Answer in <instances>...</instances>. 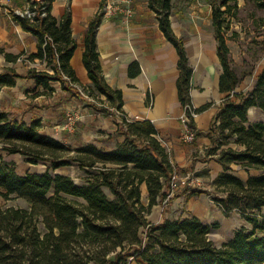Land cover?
Listing matches in <instances>:
<instances>
[{
  "label": "trees",
  "instance_id": "16d2710c",
  "mask_svg": "<svg viewBox=\"0 0 264 264\" xmlns=\"http://www.w3.org/2000/svg\"><path fill=\"white\" fill-rule=\"evenodd\" d=\"M20 1V3H19ZM54 0H18L35 13L31 17L9 9L11 19L37 38V50L24 59L38 60L45 69L29 68L27 74L11 67L0 72V90L15 84L17 77L34 78L41 90H54L51 81L59 80L70 94L80 96L73 86H82L70 65L76 43L71 34V11L66 8L58 18L51 14ZM262 11L264 0H244ZM217 56L222 66L219 89L225 93L219 109L205 133L211 142L206 153L215 156L222 171L211 181L210 190L194 188L190 194H210L229 216L237 212L251 228L241 227L231 239L216 245L209 233L218 222L204 223L195 216L153 223L147 216L154 204L165 198L174 165L169 152L156 137L157 130L149 120H128L122 111V93L105 80L98 59L96 28L101 11L91 18L84 36L82 63L91 84L84 94L98 97L110 113L114 107L122 114L117 134L123 136L114 149L105 151L93 143L71 147L39 132L41 123L14 119L0 106V145L9 154H21L33 164L46 162L42 172L18 173L12 162L0 155V195L26 200L28 207L0 206V264H127L133 256L137 264H264V222L258 212L264 208V122L249 121L252 106L264 111V67L252 89L236 91L243 76L232 66L230 50L221 31L224 15L236 10L238 0H209ZM104 0H101L102 7ZM164 36L178 54V98L196 113L207 109L206 102L193 107L190 98L192 66L182 37L173 32L170 15L172 0H147ZM43 12L45 14H43ZM5 59L15 62L25 55L0 49ZM50 70V71H49ZM137 64L129 74L138 72ZM103 97V98H101ZM189 115V113H188ZM189 124L194 126L189 115ZM236 147H231L230 143ZM238 165L246 172L241 178L232 168ZM76 165L84 172L82 183L67 174L53 173L62 167ZM147 190V204L141 200V187ZM213 193H212V191ZM42 223L41 232L38 224Z\"/></svg>",
  "mask_w": 264,
  "mask_h": 264
},
{
  "label": "crops",
  "instance_id": "0c3cea01",
  "mask_svg": "<svg viewBox=\"0 0 264 264\" xmlns=\"http://www.w3.org/2000/svg\"><path fill=\"white\" fill-rule=\"evenodd\" d=\"M112 1L119 2L123 7H130L131 13L126 15L119 12L103 16L96 28L95 37L104 78L111 87L121 90L122 111L126 119L152 122L157 130L156 137L169 152L176 173L178 171L179 174L185 175L193 172L211 182L222 171V165L215 156L206 153L211 142L203 132L209 129L225 96L219 89L222 66L217 56L211 6L199 1L192 4L195 7L193 10L176 14L172 12L170 15L172 30L176 36L183 38L192 66L190 79L192 106L199 107L206 102L212 103L193 117L196 134L194 141L188 143L180 138L185 131V124L181 120L183 106L176 87L179 69L175 47L164 36L157 15L149 8L147 0ZM100 3L101 0H54L51 8V14L58 18L66 8H70L71 34L76 43L70 65L80 84L85 88L91 81L82 63L84 36L89 21L99 10ZM4 6L0 4V49L14 54L23 52L25 55L15 62H9L0 53V72L6 67H11L25 75L32 67L38 70L45 69L44 64L38 60L24 59L27 54L37 50V38L12 21L9 10ZM135 64L139 70L136 74L130 75L129 68ZM263 67L264 64L256 70L250 80L242 79L236 86V91L246 92L252 89ZM50 83L53 91L30 95L36 86L34 78L17 77L14 85L4 86L0 90V106L14 119L27 123L39 120L40 133L62 142L66 141V134L69 133L66 131L68 124L64 115L70 110L76 112L81 121L82 143H94L109 150L123 139V136L117 134L118 126L115 123H119L120 119L113 112L104 114L98 110L99 102L84 94L82 86L74 84L73 87L80 94L76 96L64 89L59 80ZM38 89L42 88L39 86L36 90ZM247 117L249 121L264 122V111L252 106L248 109ZM76 130L79 128L76 127ZM98 134L103 136L105 142L98 139ZM106 138L111 142L105 140ZM203 188L210 190L211 184ZM141 190V200L147 204L145 185ZM168 202L170 211L163 212L161 205ZM183 205L186 211L177 215ZM190 216L209 224L216 221L221 229L242 218L237 212H232L229 216L224 215L210 194L204 192L190 194L189 190L184 192V189L174 190L168 201L154 204L147 218L155 220L154 223H161L165 218ZM232 235L220 243L231 239Z\"/></svg>",
  "mask_w": 264,
  "mask_h": 264
},
{
  "label": "rangeland",
  "instance_id": "374dc122",
  "mask_svg": "<svg viewBox=\"0 0 264 264\" xmlns=\"http://www.w3.org/2000/svg\"><path fill=\"white\" fill-rule=\"evenodd\" d=\"M17 1L18 0H0V4L8 5V8H12L14 9V12L20 14L19 12L21 11L24 12V10L27 7V4L26 2L24 4H18ZM199 1L202 2L204 1L208 5H210V3L208 2L209 0H172V12L176 14L178 12L193 10L195 7L192 4H196ZM4 8L8 9L6 6H4ZM224 17L225 20L222 23L221 31L226 38L227 45H229L228 47L230 50L233 69L240 76H242L245 73H248L245 76H243L242 79L245 78L247 80H250L253 74L256 72V70L262 64H264V17L262 11L256 9L252 3H247L244 0H238L237 9L235 11L231 10V13L225 14ZM36 89L32 90L30 95L33 94L35 95L36 94L35 92L39 90ZM93 98L99 102L98 104L100 105V107H104V105L100 103L97 97H93ZM64 117H65V121L68 124V126L66 127V131L69 132L66 134L65 137L66 141H64V143H66L71 147H76L78 145L86 144V143H82L83 139L81 135L82 133L80 131L82 129L80 128L81 121L78 118L76 112L70 110V112L68 114H65ZM76 127L79 128V130H76ZM98 139H101L103 142H105L102 135L98 134ZM105 140L109 141L110 139L106 138ZM96 146L105 151H110L114 149L116 145L109 150L104 149L98 145ZM230 146L236 147V145L232 142L230 143ZM0 155L3 157L4 160L8 162H12L18 173H24L27 171L42 172L46 168V162L39 161L38 163L33 164L31 162L26 161L24 156H22L21 154L7 153L5 150L2 149L1 145H0ZM232 168L233 171L241 178L246 177V172H244L238 165L233 164ZM55 172L70 175L76 183H80V184L82 183L81 177L84 175V172L78 169L76 165L62 166L53 171V173ZM177 174L178 177L184 176L183 174H179L178 171ZM187 174H190L189 175L190 178H195V177L198 178L199 184L197 183L196 184L197 186L191 187L188 186V182H187L188 180H187L186 185H180L178 188L174 190L184 189L185 192L194 188L204 189L203 187L207 188V184H211V182L205 177L203 178L199 177L193 172H189ZM178 183H180L179 180ZM166 191L168 193L170 192V188L168 186L166 188ZM171 196L166 201H168L171 198ZM0 206L3 208L10 206L28 207V203L24 198L21 197L12 196L6 199L0 195ZM169 206H170L169 202L167 204L161 205L162 211L163 212L170 211ZM180 209L181 211L177 212L176 213L177 215L181 214V212L186 211L185 205H183ZM174 214L175 212L173 213V215ZM258 219L264 222V208L258 212ZM150 221L154 223L155 220L150 218ZM241 227H246L247 229H250L251 225L244 218H240L239 221L237 220L233 224L230 223V225L228 224V226L222 229L218 226L216 228H213L210 231L209 236L214 241V243L219 246L222 240L228 239L235 230ZM38 228L41 232L44 231V226L41 222L38 224ZM256 234L262 236L264 235V230L258 229L256 230ZM89 264H97V263L91 261ZM127 264H137V259L133 258V256H129L127 258Z\"/></svg>",
  "mask_w": 264,
  "mask_h": 264
},
{
  "label": "built area",
  "instance_id": "2783aa9c",
  "mask_svg": "<svg viewBox=\"0 0 264 264\" xmlns=\"http://www.w3.org/2000/svg\"><path fill=\"white\" fill-rule=\"evenodd\" d=\"M101 13L103 14V16H110V15H114L115 13H119V12H123L126 15H129L131 13V8L130 7H123L119 2H114L112 0H104V3L100 9ZM21 15H26L31 17L32 15H34V11L29 9L28 5L26 7V9L24 10V12H19ZM43 14H45L43 12ZM111 111L113 112V114H115L119 119H120V115L122 114L120 111H118L117 109H114V107H110ZM191 115V117H194L196 115V112L193 111V109L188 106L185 105L183 106V113L181 115V120L184 122L185 124V131L181 134L180 138L182 141L184 142H192L195 139V129L190 126L189 124V115ZM190 174H186L182 177H178V174L176 173V171L174 170V172L171 174V177L169 179L168 182V187L170 188V192L166 194L165 198L163 199V202H165L172 194L173 190L178 188L180 185H186V181L188 182V186L191 187H195L197 186L196 184L198 183V178H190L189 177ZM178 180L180 181V183H178ZM199 184V183H198Z\"/></svg>",
  "mask_w": 264,
  "mask_h": 264
},
{
  "label": "flooded vegetation",
  "instance_id": "af4514ba",
  "mask_svg": "<svg viewBox=\"0 0 264 264\" xmlns=\"http://www.w3.org/2000/svg\"><path fill=\"white\" fill-rule=\"evenodd\" d=\"M99 9H101V8H99ZM100 11V10H99Z\"/></svg>",
  "mask_w": 264,
  "mask_h": 264
}]
</instances>
